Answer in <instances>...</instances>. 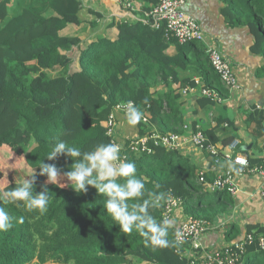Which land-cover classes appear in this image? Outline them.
I'll use <instances>...</instances> for the list:
<instances>
[{"label": "trees", "instance_id": "trees-1", "mask_svg": "<svg viewBox=\"0 0 264 264\" xmlns=\"http://www.w3.org/2000/svg\"><path fill=\"white\" fill-rule=\"evenodd\" d=\"M138 1L145 7L128 10L135 18L115 16L109 22L116 35L84 38L89 27L97 25L81 21L84 0H0V148L19 151L33 169H39L43 160L69 171L70 157L47 159L53 145L63 140L89 152L100 144L119 143L108 130L109 117L121 104L134 102L148 118L138 123L139 137H143L184 131L185 101L181 99L187 97L185 87L196 86L194 75L202 78L203 86L228 97L231 90L211 64L210 47L196 38L180 42L165 25L153 26L146 12L158 0ZM90 12L102 18L101 13ZM222 14L230 24L249 26L256 48L264 55V0H227ZM189 95L196 96L203 109L218 103L201 95L199 88ZM246 118L264 132L263 110L255 107ZM217 121L230 125L227 119ZM192 126L196 128L197 122ZM202 130L211 142H220L217 128ZM233 138H224L223 144ZM131 140L121 144V156L135 163L137 177L146 178L145 199L148 192L173 194L183 199L189 217L210 222L230 212L234 200L224 195L227 190L205 200L209 189L200 182L201 170L189 158L152 139L145 150ZM258 162L251 159L252 164ZM205 176L212 182L215 174L207 171ZM20 183L0 185V195ZM63 183L65 187L47 185L51 201L43 214L28 211L22 202L18 206L0 199V207L13 217V227L0 231V264L190 263L188 243L175 239L177 225L168 229L167 247L154 246L136 231L124 233L103 206L106 196L94 187L77 195L67 180ZM43 184L37 178L34 192L41 191ZM162 210L161 206L149 212L159 222ZM255 228L256 233L264 232L260 224H249L247 233ZM257 250L250 245L246 254ZM256 259H246L244 264H264V259Z\"/></svg>", "mask_w": 264, "mask_h": 264}, {"label": "crops", "instance_id": "crops-1", "mask_svg": "<svg viewBox=\"0 0 264 264\" xmlns=\"http://www.w3.org/2000/svg\"><path fill=\"white\" fill-rule=\"evenodd\" d=\"M136 1L137 11L145 7L142 2ZM226 1L187 0L185 9L197 19L202 38L207 40L208 46L219 49L230 61L238 77L239 87L229 91L228 97H223V103L204 109L198 106L196 96L182 98L181 101H185V122L192 124L196 121L201 129L217 128V136L221 138L219 144H223L224 138L234 136L241 141L240 149L248 153L250 160L260 161L254 165L264 164V132L256 122H249L246 118L257 105L264 107V55L256 48V37L249 26L230 24L226 20L222 14ZM84 4L85 7L80 12L81 21L97 22L96 26L89 27L82 36L84 38L104 32L116 35L117 30L114 27L109 28V22L115 16L127 19L135 16L126 9L121 0H84ZM90 10L101 13L102 18L92 14ZM117 118L116 134L120 143L124 144L127 139L139 137L138 124L136 134L128 137L123 132L132 128V125L128 124L127 117L121 113H118ZM218 118L227 119L225 122H229L230 125L226 126L224 123L219 125ZM179 153L194 162L200 170L211 171L212 158L207 151L188 144ZM229 165L226 159L222 167L227 168ZM236 182L238 193L229 194L234 200L232 209L227 215L215 220L214 227L199 239L205 249L222 248L243 238L248 232L249 224H260L264 227V199L260 194L264 187V178L259 175H245L237 177ZM188 217L183 209H178L171 218L172 225H178ZM221 222H227L226 226H221ZM257 230L258 228L253 229ZM187 246L186 252L193 255V246L189 243ZM261 253L258 250L250 252L246 259L256 261Z\"/></svg>", "mask_w": 264, "mask_h": 264}, {"label": "built area", "instance_id": "built-area-1", "mask_svg": "<svg viewBox=\"0 0 264 264\" xmlns=\"http://www.w3.org/2000/svg\"><path fill=\"white\" fill-rule=\"evenodd\" d=\"M187 0H158L153 5L151 11L146 12L147 19H151L152 25L159 28L165 25L167 32L175 36L180 42H186L192 38L201 41V29L198 21L194 16L185 9ZM124 5L127 10H136V0H124ZM208 46V43H207ZM211 64L219 74L222 82L231 91L238 89L239 80L235 74L231 64L227 61L222 52L216 48L210 47ZM196 86L185 87L184 93L196 92L199 88V93L210 99L216 100L218 103L223 102V97L220 93L209 86H203L202 78L196 76ZM134 104V102H133ZM119 105L109 117V134L116 135L117 133V115L118 113L125 114V109ZM135 105V104H134ZM256 109L263 110L264 107L257 105ZM126 116V114H125ZM146 122H148V118ZM144 122V121H142ZM145 123V122H144ZM228 126V124H225ZM152 139L156 145H163L170 150L180 151L188 144L194 147L207 151L212 158L211 171L215 177L212 182L206 180L205 173L200 171V182L207 185L209 190L219 191L227 190L231 194H237L239 191L236 178L245 175H259L264 178V164L254 165L247 154L241 151V141L237 138L232 139L228 144H219L211 142L208 136L203 132L200 126L194 128L192 124L186 123L182 133L161 134L159 132L150 133L138 140H133L137 145H142V150L147 149L149 140ZM119 144H122L119 142ZM150 152V149L148 150ZM227 159L230 165L223 168L222 164ZM240 161H243L241 163ZM264 199V187L260 192ZM183 199L170 194L162 204L163 219L171 220L176 210L182 207ZM227 222H221V226H226ZM214 227V222L194 217L188 219L175 228V239L179 243H189L194 248V253L191 256L189 264H244L246 260L247 247L256 245L258 251L264 252V232L246 233V235L234 241L231 244L222 248L205 249L199 242L200 237L208 230ZM179 233V238L177 236Z\"/></svg>", "mask_w": 264, "mask_h": 264}, {"label": "clouds", "instance_id": "clouds-1", "mask_svg": "<svg viewBox=\"0 0 264 264\" xmlns=\"http://www.w3.org/2000/svg\"><path fill=\"white\" fill-rule=\"evenodd\" d=\"M122 107L125 109L129 125L135 126L141 121L146 122L143 112L132 101H128ZM121 152L122 145L119 143L100 144L92 151L82 152L79 147L69 146L65 141L59 140L46 157L49 161L61 155L70 157L73 160L70 170L62 171L56 164L42 160L38 175L46 176V180L41 191L34 192L37 173L32 169L28 178L11 190L3 192L0 199L18 206L19 202H22L28 211L38 210L43 214L47 212L51 201L47 185L65 187L62 179L66 178L77 195L86 194L89 191L88 186H91L97 193L106 196L103 206L124 233L136 231L146 243L167 247L168 229L172 227V222L166 218L158 222L149 212L150 208L162 206V202L166 200L165 193L148 192V198L145 199L146 178L137 177L135 163L123 158ZM120 179L124 182L119 183ZM159 187L157 184L156 188ZM12 220L13 217L0 207V231L11 229ZM177 236L179 238V233Z\"/></svg>", "mask_w": 264, "mask_h": 264}, {"label": "rangeland", "instance_id": "rangeland-1", "mask_svg": "<svg viewBox=\"0 0 264 264\" xmlns=\"http://www.w3.org/2000/svg\"><path fill=\"white\" fill-rule=\"evenodd\" d=\"M104 34L106 33L104 32L102 34L94 35L93 37H97L101 35L103 36ZM202 43L203 45H207V40H202ZM184 94L188 96V93H184ZM183 110L185 111V107L183 108ZM123 116H125V114H123ZM136 131H137V125L132 126V128H129L128 131H124L123 134H127L125 136L132 137V135L134 136V134H136ZM114 138L116 139V141H118L117 134L115 135ZM134 138L136 137H133V139ZM32 169L33 168L27 164L25 156L21 154L19 151L17 150L14 151L11 147L0 148V185L2 187L11 181H21L22 182L24 179L28 178L31 175ZM35 172L37 173L38 179L42 181L46 180V176L38 175L39 169L37 170L35 169ZM65 180L66 178H63L62 182H64ZM207 192L208 193H206L203 196L206 201L216 199L219 194V191L217 190L216 191L209 190ZM224 195L229 196V193L225 192ZM180 209H183V207H180ZM260 258L264 259V252L261 253ZM33 264H37V263H33Z\"/></svg>", "mask_w": 264, "mask_h": 264}]
</instances>
